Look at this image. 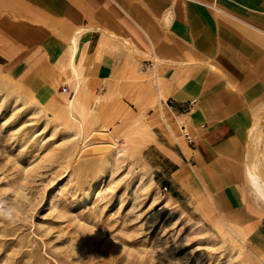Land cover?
Masks as SVG:
<instances>
[{"label": "crops", "instance_id": "crops-1", "mask_svg": "<svg viewBox=\"0 0 264 264\" xmlns=\"http://www.w3.org/2000/svg\"><path fill=\"white\" fill-rule=\"evenodd\" d=\"M0 71L25 87L56 83L69 98L78 85L88 111L98 99L94 125L134 120L120 95H154L182 133L163 157L264 254V196L247 159L252 149L264 170V0H0ZM257 117L262 140L250 148Z\"/></svg>", "mask_w": 264, "mask_h": 264}, {"label": "rangeland", "instance_id": "rangeland-1", "mask_svg": "<svg viewBox=\"0 0 264 264\" xmlns=\"http://www.w3.org/2000/svg\"><path fill=\"white\" fill-rule=\"evenodd\" d=\"M141 71L138 92L149 82ZM4 75L0 264H264V254L205 210L199 186L163 157L161 145L182 133L165 126L154 95H120L142 123L94 125L98 102L92 112L82 99L71 110L56 83L23 87ZM93 131L99 135L87 136ZM102 140L120 152L94 154Z\"/></svg>", "mask_w": 264, "mask_h": 264}, {"label": "bare ground", "instance_id": "bare-ground-1", "mask_svg": "<svg viewBox=\"0 0 264 264\" xmlns=\"http://www.w3.org/2000/svg\"><path fill=\"white\" fill-rule=\"evenodd\" d=\"M77 42V41H76ZM71 62V61H70ZM70 65V64H69ZM77 66H78V64H77ZM70 67V66H69ZM71 68V67H70ZM75 68H77L76 66H75ZM71 72V71H70ZM78 72H80L79 70H78ZM72 73H73V71H72ZM4 75V74H3ZM75 75V74H74ZM5 76V75H4ZM78 76H80L79 75V73H78ZM80 78V77H79ZM10 81L12 80L11 78L9 79ZM12 81H14V80H12ZM82 82V81H81ZM15 83V82H14ZM21 86H23V84H21L20 82H18ZM80 83V82H79ZM76 84V83H75ZM18 86V85H17ZM77 87H76V90L74 91V95L72 96V98H69L68 99V101H67V106H68V108L69 109H73V107H74V104H77L78 103V101L79 100H81L82 98H81V93H82V89H80V88H78V85H76ZM24 87V86H23ZM14 88V87H13ZM17 89V88H16ZM19 90V89H18ZM10 91H12V89H10ZM20 91V90H19ZM28 97H30V96H28ZM31 98V97H30ZM97 100L98 99H96L95 100V102L94 103H97ZM85 103V102H84ZM84 107H85V109H87L86 108V106L84 105ZM92 110L93 109H91V110H89V111H91L92 112ZM86 112H84L83 113V117H84V119H85V114ZM73 120H74V118H73V116L71 115L70 116ZM143 117V116H142ZM142 119V118H141ZM140 119V120H141ZM262 119V118H261ZM76 120V119H75ZM74 120V121H75ZM139 120V118H138V116L132 121V122H141ZM77 122H78V125H79V127L81 126H83V123L84 122H82V121H78V120H76ZM142 123V122H141ZM163 123L166 125V123L164 122V119H163ZM140 123H138L137 124V126L139 125ZM143 126H145V125H143ZM167 126V125H166ZM138 128V127H137ZM146 128V132H147V134L148 135H146L147 137H152L153 136V134H152V132H151V130H150V128L147 126V127H145ZM167 128H169L170 129V127L169 126H167ZM139 129V128H138ZM140 129H143V128H140ZM137 130V129H136ZM99 131V130H98ZM101 131V130H100ZM138 131V130H137ZM81 134L83 133V130H80L79 131ZM92 133V135H99V133H97V131L95 132V131H93V132H90L87 136H89L90 134ZM100 133H102V134H105V135H108L107 134V131H106V129H104V131L102 130ZM139 133H141V134H143L142 132H139ZM139 133H138V135H139ZM262 133H263V125H260L259 124V122H254V124L252 125V127H251V129H250V131H249V138H250V145H249V147L251 148V146L254 144H258L259 142H260V139H261V135H262ZM101 135V134H100ZM136 135H137V133H136ZM263 135H264V133H263ZM138 137V136H137ZM101 139H103V138H101ZM124 139L126 140V137H124ZM150 139V138H149ZM154 139V138H153ZM124 140V141H125ZM152 140V139H151ZM262 140V139H261ZM99 143H100V146L102 147V146H111V145H107V141L106 140H102V141H98ZM126 142V141H125ZM143 144L145 143V142H142ZM147 143V142H146ZM145 143V144H146ZM151 143V142H150ZM144 144V145H145ZM248 144H249V142H248ZM261 144V143H260ZM256 146V145H255ZM124 148V147H123ZM120 148H118L116 145H114L113 146V149L111 150V151H109V153L108 154H106V155H103V159H105V158H107V156L108 155H110V154H118L119 152H120ZM124 150H126V149H124ZM123 150V151H124ZM251 150L252 149H249L248 150V174H249V180L250 181H252V182H254L255 183V187L257 188V190H258V192H259V194H261L262 196H264V170H262L261 171V169H259V167H257V165H256V161L255 160H253L252 159V153H251ZM254 151V150H253ZM254 153V152H253ZM259 154V153H258ZM119 156V155H118ZM255 156V155H254ZM254 158V157H253ZM261 158V157H260ZM258 162V161H257ZM258 164V163H257ZM263 169V168H262ZM93 193H94V191H93ZM257 196H259V195H257ZM88 199V198H87ZM233 228V230L234 229H236V235H237V237H238V239L239 240H241V239H244L245 238V236H244V234L241 232V230L237 227V226H233L232 227ZM232 228H230L229 229V231H231V229ZM232 234V233H231ZM233 235V234H232ZM236 238V237H235ZM239 250L242 252V249H241V247H239ZM261 261V260H260Z\"/></svg>", "mask_w": 264, "mask_h": 264}, {"label": "built area", "instance_id": "built-area-1", "mask_svg": "<svg viewBox=\"0 0 264 264\" xmlns=\"http://www.w3.org/2000/svg\"><path fill=\"white\" fill-rule=\"evenodd\" d=\"M154 61H148V62H144L142 65H141V68L142 69H146L147 67L148 68H153L154 67ZM66 91V88L65 87H62V92H65Z\"/></svg>", "mask_w": 264, "mask_h": 264}, {"label": "water", "instance_id": "water-1", "mask_svg": "<svg viewBox=\"0 0 264 264\" xmlns=\"http://www.w3.org/2000/svg\"><path fill=\"white\" fill-rule=\"evenodd\" d=\"M110 147L109 146H102V147H99V148H93L92 149V152L95 154V153H100V152H108L110 151Z\"/></svg>", "mask_w": 264, "mask_h": 264}]
</instances>
